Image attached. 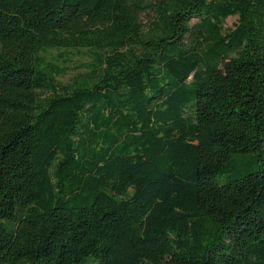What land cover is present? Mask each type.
Returning a JSON list of instances; mask_svg holds the SVG:
<instances>
[{
	"label": "trees",
	"instance_id": "1",
	"mask_svg": "<svg viewBox=\"0 0 264 264\" xmlns=\"http://www.w3.org/2000/svg\"><path fill=\"white\" fill-rule=\"evenodd\" d=\"M0 264H264V0H0Z\"/></svg>",
	"mask_w": 264,
	"mask_h": 264
},
{
	"label": "rangeland",
	"instance_id": "2",
	"mask_svg": "<svg viewBox=\"0 0 264 264\" xmlns=\"http://www.w3.org/2000/svg\"><path fill=\"white\" fill-rule=\"evenodd\" d=\"M154 14L152 11L146 13L142 17L143 25L147 28L153 20ZM236 17H231L226 21L225 28L230 29L236 22ZM45 57L48 70L51 71L57 81L63 84L72 83L75 79L86 75L90 71V66L93 63V53L87 49L82 50H57L47 49L42 52ZM51 93H47L42 98H46Z\"/></svg>",
	"mask_w": 264,
	"mask_h": 264
}]
</instances>
